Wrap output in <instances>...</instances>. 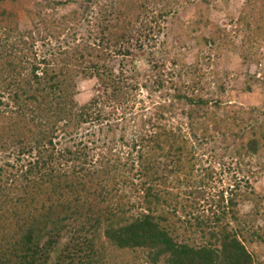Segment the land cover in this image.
<instances>
[{"label": "trees", "instance_id": "trees-1", "mask_svg": "<svg viewBox=\"0 0 264 264\" xmlns=\"http://www.w3.org/2000/svg\"><path fill=\"white\" fill-rule=\"evenodd\" d=\"M195 2L42 0L29 9L0 0V264H264L248 249L264 243V196L235 176L225 189L216 180L227 173L215 168L223 155L264 168V109L206 98L197 73L184 85L172 79L151 115L132 104L140 88L164 87L162 26ZM200 24L199 44L226 42L220 27ZM235 29L251 93L264 0H245ZM135 46L147 65L142 84L137 69L126 76L114 63L132 62ZM84 78L98 93L80 104ZM109 107L132 120L130 131ZM216 145L224 153L211 162ZM243 201L251 213L241 214Z\"/></svg>", "mask_w": 264, "mask_h": 264}, {"label": "rangeland", "instance_id": "rangeland-1", "mask_svg": "<svg viewBox=\"0 0 264 264\" xmlns=\"http://www.w3.org/2000/svg\"><path fill=\"white\" fill-rule=\"evenodd\" d=\"M41 1L25 0V4L27 8L35 9ZM193 1L196 2L182 9L178 16L172 19L170 23L162 26L163 34L158 39L157 51L160 52L162 57L160 63L164 65V69L159 71L161 76L163 75L164 87L159 89L154 86L153 93L147 92L145 88H140L136 92L137 99L132 103L134 111L140 112L143 109L140 114L151 115L155 113L159 103L166 100L164 97H168L167 93H172L169 92L171 91L169 89L174 84L172 79L177 84L183 81L184 85L190 83L196 76V73L199 78H205L201 81V86L204 88V96L206 98L211 97L215 100H221L225 104H233L238 109L240 107L245 109L251 107L264 109V45L260 46V59L262 62L248 68L250 74L256 75V80L251 82V93L246 92L250 81L246 65L240 56L239 50L234 48L240 47L245 37L244 33H238L237 29H235L236 21L245 0H208L210 2L209 5L204 4L201 0ZM98 16L99 9L96 7L90 15V20L94 22ZM201 21H210L211 24L217 25L224 30L225 33H223L222 37L226 42L224 44L222 41L218 42L214 47H206L203 44H199L196 37L203 33ZM88 29L87 23L79 31L80 36L78 40L83 38L82 35L87 37ZM228 35L231 44L228 41ZM143 56L144 52L135 46L133 47V55L129 59L131 61L133 58L132 62L126 61L123 64L121 63L122 58H116L114 63L118 71L122 69L121 65H125L123 73L126 76L130 75L134 69H137L139 71L137 79L142 84L146 80V76L143 74L147 70ZM179 74H181V78H179ZM221 86L224 87V92L220 91ZM165 90L166 95L164 94ZM78 91L77 101L80 104L88 103L98 93L97 80L79 79ZM108 109L109 112H113L112 108L109 107ZM209 110L212 112L216 108L212 104L209 106ZM113 113L112 119L114 122L123 123L122 125H126L130 131L132 120L128 117L126 118L127 122L123 121L124 115L120 110H115ZM179 118L183 119L185 123L188 121L180 112ZM184 129H186L185 124ZM121 151L126 154L128 153L127 148H121ZM223 151L221 145H216V152L212 150L211 154L209 156L206 155V157L212 162L211 156L213 155L214 159L216 155H223ZM2 159L3 156L0 155V163L3 162L1 161ZM220 160L221 162H217L215 165L216 171L220 174L222 172L220 169H224V173L225 175L227 173V175L218 177L216 181L219 185L225 189L230 188V185L236 183L233 180L235 176L242 190L249 184L259 196H264V168L261 170L260 161L256 158L252 160L247 159L246 166L239 164L237 159L231 158V156L224 158L223 155V158ZM238 168L242 169V172ZM239 208L241 214L245 215L252 212L253 204L243 201ZM248 249L257 260L264 261V243H254L248 246Z\"/></svg>", "mask_w": 264, "mask_h": 264}]
</instances>
